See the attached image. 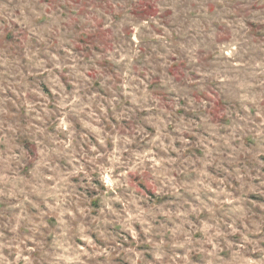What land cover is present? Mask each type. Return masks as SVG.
Masks as SVG:
<instances>
[{"label": "rangeland", "instance_id": "rangeland-1", "mask_svg": "<svg viewBox=\"0 0 264 264\" xmlns=\"http://www.w3.org/2000/svg\"><path fill=\"white\" fill-rule=\"evenodd\" d=\"M0 264H264V0H0Z\"/></svg>", "mask_w": 264, "mask_h": 264}]
</instances>
